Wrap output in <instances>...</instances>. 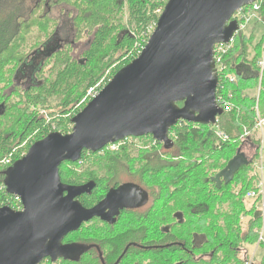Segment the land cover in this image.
I'll list each match as a JSON object with an SVG mask.
<instances>
[{"label":"trees","instance_id":"16d2710c","mask_svg":"<svg viewBox=\"0 0 264 264\" xmlns=\"http://www.w3.org/2000/svg\"><path fill=\"white\" fill-rule=\"evenodd\" d=\"M168 2L0 0V208L22 207L6 193L7 170L49 134L72 132L71 121L85 108L88 91L99 83L105 87L138 57L142 34L158 22V11ZM257 4L258 11L244 8L234 20L246 26L251 10L254 27L264 25V0ZM87 38H92L89 48L77 59L74 51ZM255 38L253 30L248 35L243 29L221 54L225 69L217 102L224 98L229 106L220 105L216 126L180 122L170 130L168 146L152 136L128 138L115 152L83 151L80 161L62 165L64 184L96 183L92 194L79 200L86 208L128 181L147 188L153 202L148 212L127 209L113 224H84L67 237L85 249L80 258L48 264H102L101 255L102 263L97 255L92 260L86 256L88 234L94 242L105 243H100L104 256L116 253L107 264L118 259L117 264H246L248 249L264 245L260 200L249 197L257 190V158L229 185L218 189L212 182L240 147L255 146L259 156L262 142L256 139L255 126L257 105L264 118V71L260 76L258 65L264 59V35L258 42ZM242 65L252 76L240 71ZM178 212L182 223L174 217ZM143 217L147 220L142 222ZM131 233L152 235L161 247L136 255L133 240L127 239ZM259 264H264V255Z\"/></svg>","mask_w":264,"mask_h":264},{"label":"water","instance_id":"95a60500","mask_svg":"<svg viewBox=\"0 0 264 264\" xmlns=\"http://www.w3.org/2000/svg\"><path fill=\"white\" fill-rule=\"evenodd\" d=\"M256 1L169 0L141 54L72 119V132L49 134L7 170L6 193L21 199L22 210L0 208V264L77 260L85 249L65 245L68 235L95 218L113 224L121 211L141 205L139 187L125 184L86 208L79 198L96 183L64 184L60 168L80 161L83 151L96 154L128 138L152 136L168 146L180 122L216 126L215 47L230 43L241 29L233 17ZM252 163L240 147L212 182L221 189Z\"/></svg>","mask_w":264,"mask_h":264},{"label":"built area","instance_id":"2783aa9c","mask_svg":"<svg viewBox=\"0 0 264 264\" xmlns=\"http://www.w3.org/2000/svg\"><path fill=\"white\" fill-rule=\"evenodd\" d=\"M251 7L253 8L254 11H258L259 10V4H257V1L253 5H251L249 7H246V8H251ZM163 11H164V9L159 10L158 13L162 14ZM242 11H243V9L241 11H239L233 17V19L234 18L236 19L238 15H241ZM248 14L250 15V18L254 17V14H253V12L251 10L249 11ZM235 22H236V20H235ZM156 26H157V23L154 24V25H151L142 34L141 42L137 45V48L139 50V55L141 54V52L143 51L145 46L148 44V41L150 40L152 34L154 33V31L156 29ZM240 27H241L240 31L245 28V26H243V25H240ZM239 32H237L234 35L233 39L230 41V43L228 45L221 44V45H216V47H215L216 70L218 72L219 78H220V75L224 72V69H225L223 67V65H222L221 54L224 52L225 47H228L229 45L233 44L234 38ZM258 65H259V68L261 70L260 76H262L263 71H264V59L261 60ZM103 88L104 87L102 86V83H99L95 88H91L88 91L87 98L84 100V103L88 104L91 100H93L99 94V92ZM229 97H231V96H229ZM218 105L219 106L222 105L223 107H226V108H228V106H229V104L227 103V99H224V98H220V101H219ZM256 112H257V114L259 116L260 113H259L258 105L256 106ZM255 131L261 133V135H262V137H261L262 145H261V148H260V151H259V159H260V161H257L256 164H255L256 176L258 177V186H257V190L253 191L249 195V197L252 198V199H259L260 200L261 216L264 218V163H263V160H264V119L258 117L256 126H255ZM220 136H223V135L220 134ZM106 148L109 149V150H116L117 144H111V145H109ZM5 163L7 165H10L11 164V160L9 159V160L5 161ZM15 200H16V202L20 203V205L22 206L21 199L19 197H15ZM263 236H264V229H262L261 234H260V241H262L264 243V237Z\"/></svg>","mask_w":264,"mask_h":264},{"label":"flooded vegetation","instance_id":"af4514ba","mask_svg":"<svg viewBox=\"0 0 264 264\" xmlns=\"http://www.w3.org/2000/svg\"><path fill=\"white\" fill-rule=\"evenodd\" d=\"M232 21L235 22L234 19H232ZM125 184H133V185L138 186L139 187V191H140V195H142L143 198H144L143 199L144 200L143 201L144 203L142 202L143 204L141 203V205L136 206V207H133V209L132 208H126V209H124L123 211H121V213H120L119 216L124 215L126 213L127 209H132V210H135V211L141 210L142 213L145 212V211L148 212L149 209L152 207V202H153L151 192L147 188H144V187L140 186L136 181L123 182L118 187H120L122 185H125ZM118 187H116V188H118ZM80 198H79V200H80ZM2 207H6V206H2ZM20 210H22V208L21 209L19 208V209L15 210V211H20ZM119 216L116 218L117 221L120 218ZM174 217H175V219L179 223H182L183 222V215L181 213H179V212L178 213H175L174 214ZM150 219L151 218H149V220ZM145 220H147V218H144L143 217V218L140 219V221H142V222L145 221ZM98 221H101L104 224H109V223H106V222L102 221L100 218H95L92 221H90L89 223H86L85 225H92V224H94L95 222H98ZM67 237H66V239L64 241V244L65 245L72 244V243H69L67 241ZM87 238L88 239L86 241H88V242H85V244L87 245V248L89 250L88 254L86 255L87 258H88V260H92V259L96 258L95 256L97 255V258H99L100 260H101V257L103 258V260H104L103 263H102V260H101V263L102 264H107V263L111 262L112 259H114L116 253H113V254H110V255L106 253V256H104L103 252L105 251V249H104V247L101 244H105V243L100 242L101 243L100 244L99 242H94L89 234L87 235ZM127 239H132L133 240V242H130V245H133L134 246L133 248H136V250H137L136 255L139 254V253H141V252H144V251H149L150 249L154 250V249H158L159 247H161L160 245H156L155 244L156 240L154 239V237L152 235L131 233L130 236L127 237ZM166 246H168L167 243H166ZM127 250H128V248H127ZM127 250H125L124 253H126ZM100 255H101V257H100ZM138 259H141V258L138 256ZM118 260L115 262V264H117ZM50 261H51L50 259H46L42 264L49 263ZM134 264H137V263L135 262Z\"/></svg>","mask_w":264,"mask_h":264},{"label":"rangeland","instance_id":"374dc122","mask_svg":"<svg viewBox=\"0 0 264 264\" xmlns=\"http://www.w3.org/2000/svg\"><path fill=\"white\" fill-rule=\"evenodd\" d=\"M125 19H127V17H125ZM254 19H255V17H251L250 18L249 22L247 23V25L244 28V33L250 35V33L253 30V32H255V36H256L255 41L258 42V41H260V39L264 35V25L259 24L257 26L255 25V27H254V24H255V20ZM91 39L92 38H87L86 40H83L80 44L77 45V47H76V49L74 51V55H75V57L77 59H80L81 58V54L89 48V42H90ZM258 117L264 119L261 115H259ZM255 134H256L255 135L256 139H261L262 135H261L260 132H256ZM261 142H262V139H261ZM112 151L115 152L114 150H111V152ZM243 152L247 155L249 160L253 159V158H255V159L257 158L256 162L260 161L259 156L255 157L256 156V152H257V148L255 146H251V145L247 144L245 146V148L243 149ZM263 163H264V160H263ZM89 166H91V168H94L93 165H89ZM69 168H70L69 166L68 167L65 166L66 170L69 169ZM65 169H63V171H66ZM83 169H87V168L84 167ZM83 169L82 168L81 169H77L76 172H79V171H81ZM255 170H256V167H255ZM257 179H258V177H257ZM257 186H258V183H257ZM239 188H238V190H240ZM247 222L248 221L245 220V223H247ZM262 228L264 229V218L262 219ZM249 251H250V255L247 258L246 264H259L260 260L262 259L263 255H264V245L262 247H259V245H256L254 247L249 248L248 252ZM242 256H244V255H242ZM45 264H48V263H45Z\"/></svg>","mask_w":264,"mask_h":264},{"label":"crops","instance_id":"0c3cea01","mask_svg":"<svg viewBox=\"0 0 264 264\" xmlns=\"http://www.w3.org/2000/svg\"><path fill=\"white\" fill-rule=\"evenodd\" d=\"M240 71L243 72L248 77L249 76H252V74H253V72L251 71V69L248 66H246V65H242L240 67Z\"/></svg>","mask_w":264,"mask_h":264}]
</instances>
